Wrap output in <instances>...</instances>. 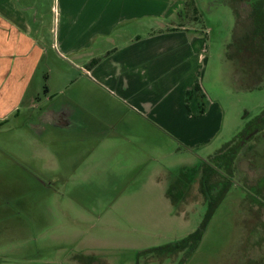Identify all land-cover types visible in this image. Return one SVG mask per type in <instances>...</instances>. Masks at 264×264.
Segmentation results:
<instances>
[{"label":"rangeland","instance_id":"374dc122","mask_svg":"<svg viewBox=\"0 0 264 264\" xmlns=\"http://www.w3.org/2000/svg\"><path fill=\"white\" fill-rule=\"evenodd\" d=\"M256 3L264 11V0H185L173 17L179 24L185 16L202 40L204 59L186 84L205 109L206 142L179 140L164 128L167 115H157L153 125L119 127L121 137L106 136L73 172L27 131L0 129V264H264V131L230 174L217 158L264 111V71L254 73L246 55L264 44L252 37ZM169 21L143 20L156 31ZM225 182L228 193L195 250L153 251L197 231Z\"/></svg>","mask_w":264,"mask_h":264},{"label":"crops","instance_id":"0c3cea01","mask_svg":"<svg viewBox=\"0 0 264 264\" xmlns=\"http://www.w3.org/2000/svg\"><path fill=\"white\" fill-rule=\"evenodd\" d=\"M184 3L0 0V129L27 131L65 163L59 168L73 163V172L106 136L121 137L119 127L153 125L157 115H167L164 128L179 140L206 142L205 109L189 99L195 88L186 84L204 59L202 40L185 16L173 19ZM152 15L170 23L156 31L143 22ZM74 150L82 159L76 165Z\"/></svg>","mask_w":264,"mask_h":264},{"label":"trees","instance_id":"16d2710c","mask_svg":"<svg viewBox=\"0 0 264 264\" xmlns=\"http://www.w3.org/2000/svg\"><path fill=\"white\" fill-rule=\"evenodd\" d=\"M255 6L256 7L254 8L253 18H252L254 21L253 22L254 27H253L252 37H253V40L258 36H260V38L264 39V11L262 9H260V6H262V4L256 3ZM253 44H256V42H253ZM250 51L252 54L257 55L259 57V59H256V60H257V65L260 67L259 69H261L262 65H263V61H262V58L260 57V54H264V44L260 45L259 47L253 46L252 48H250ZM257 70H258V68H257ZM257 70H253V72L256 73ZM198 89H200V88H198ZM261 128H264V111L259 116H257L251 122V124L248 125V127L244 130V132H243L245 134L244 137L253 133L255 130H258V129L260 130ZM236 154H237V150L234 146V147L228 149V151L223 150L222 153L217 155V158L219 160H222V162L225 164L226 169H228V171H229V174L233 170V165L235 163L236 156H237ZM203 172H204V170H203ZM211 183H213V184H211L212 186H215V187L218 186V180H213V181H211ZM224 185L225 186H223V188L221 189V192L218 194V197L216 198V200L210 202L209 210L206 214L205 220L203 221V224L201 225V227L197 231H195L189 237L181 240L178 243L169 244V245H166L163 247H159L155 250L153 249V251L159 252V253H164L167 251L172 252V251L177 250L179 248L186 247L189 244H192V246H193L192 249L195 250L198 247L199 242L202 240L204 231L207 228V225L211 221L212 217L214 216L215 211L217 210L221 201L224 199V197L228 193L229 183L225 182ZM185 193H186V191H183L182 195H184Z\"/></svg>","mask_w":264,"mask_h":264},{"label":"flooded vegetation","instance_id":"af4514ba","mask_svg":"<svg viewBox=\"0 0 264 264\" xmlns=\"http://www.w3.org/2000/svg\"><path fill=\"white\" fill-rule=\"evenodd\" d=\"M253 11H254V9H251V11H250V16H251V19L253 18ZM252 21H253V19H252ZM254 22V21H253ZM250 48H252V47H250ZM246 55L249 57V58H251L252 60H251V63L253 64V66L255 67V69L257 70V68H260L258 65H257V60L256 59H259V57L257 56V55H254V54H252L251 53V51L249 50V48L246 50ZM260 57L262 58V61H263V65H262V69H263V71H264V54H260ZM261 70V69H260ZM264 131V128H261L260 130L258 129V130H255L253 133H251V134H249V135H247L246 137H239V138H237L236 140H235V142L233 143V144H231L230 146H228V149H230V148H232V147H234L235 146V148H236V150H237V156H236V160H235V163H234V165H233V168H235V165H236V161H237V159H238V157L240 156V153H241V151L245 148V145L247 144V143H249L253 138H255L257 135H261V133ZM264 135H262V138H264L263 137ZM249 138H251V139H249ZM263 141V143H264V140H262ZM262 141H260V143L259 144H262L261 142ZM258 142H259V139H258ZM254 149L255 148H251V149H249V151H250V153H252L253 151H254ZM264 158V157H263ZM248 165H249V163H248ZM262 169H264V168H262Z\"/></svg>","mask_w":264,"mask_h":264}]
</instances>
